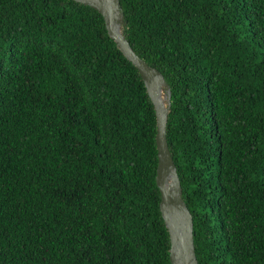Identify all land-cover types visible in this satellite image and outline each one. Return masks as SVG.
Returning a JSON list of instances; mask_svg holds the SVG:
<instances>
[{
    "label": "trees",
    "instance_id": "obj_1",
    "mask_svg": "<svg viewBox=\"0 0 264 264\" xmlns=\"http://www.w3.org/2000/svg\"><path fill=\"white\" fill-rule=\"evenodd\" d=\"M171 86L199 264H264V0H120ZM157 117L103 17L0 0V264H171Z\"/></svg>",
    "mask_w": 264,
    "mask_h": 264
},
{
    "label": "water",
    "instance_id": "obj_2",
    "mask_svg": "<svg viewBox=\"0 0 264 264\" xmlns=\"http://www.w3.org/2000/svg\"><path fill=\"white\" fill-rule=\"evenodd\" d=\"M73 1L94 9L103 17L109 36L126 59L138 69L145 83L157 117L156 182L161 193V214L170 236V261L171 264H199L193 216L183 198L181 180L167 138L168 118L172 109L171 86L159 70L140 58L131 47L124 34L127 22L120 0Z\"/></svg>",
    "mask_w": 264,
    "mask_h": 264
}]
</instances>
